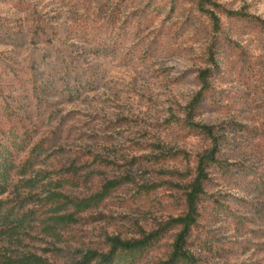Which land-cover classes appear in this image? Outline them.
I'll return each instance as SVG.
<instances>
[{
	"label": "rangeland",
	"instance_id": "1",
	"mask_svg": "<svg viewBox=\"0 0 264 264\" xmlns=\"http://www.w3.org/2000/svg\"><path fill=\"white\" fill-rule=\"evenodd\" d=\"M209 1L0 0V153L31 166L0 197V264H74L184 216L213 148L191 124L213 127L220 152L190 251L264 264V0ZM110 181L86 211L51 201ZM57 206L76 221H51ZM180 230L138 264L166 260Z\"/></svg>",
	"mask_w": 264,
	"mask_h": 264
},
{
	"label": "trees",
	"instance_id": "2",
	"mask_svg": "<svg viewBox=\"0 0 264 264\" xmlns=\"http://www.w3.org/2000/svg\"><path fill=\"white\" fill-rule=\"evenodd\" d=\"M200 6L205 4L211 5L212 8L218 9L217 5L209 0H199ZM214 20L215 26H218V21L212 12H208ZM210 71L206 70L203 77H208ZM194 129L200 130L205 135L213 139V148L199 159L197 177L191 184L188 194V211L184 216L171 220V224L165 228H160L151 233H144L140 239L122 240L118 237L109 238V251L101 253L90 250L74 264H138L145 252L152 247L160 237L169 229V227L180 226L181 230L176 235L172 250L166 260L160 264H200L195 255L189 249V238L192 229L196 226L198 213L197 204L200 198L204 195V184L208 181L207 167L218 163L219 142L220 139L214 136V128L205 125L191 124ZM31 166H18L14 164L11 157L0 153V197L3 196L9 186L11 173L18 176H27ZM120 182L110 181L103 186L101 192L87 200H73L65 198L62 194H52L51 201L59 202V198L66 199L65 204H70L76 212H83L92 207L97 206L102 202L112 190L119 186ZM64 204V205H65ZM62 207L52 209L53 216L51 221L55 224H65L67 222L74 223V214L58 215L62 211ZM2 230H0L1 234Z\"/></svg>",
	"mask_w": 264,
	"mask_h": 264
}]
</instances>
